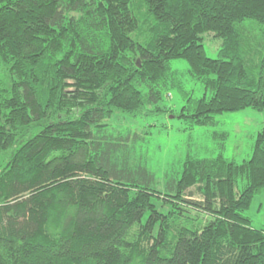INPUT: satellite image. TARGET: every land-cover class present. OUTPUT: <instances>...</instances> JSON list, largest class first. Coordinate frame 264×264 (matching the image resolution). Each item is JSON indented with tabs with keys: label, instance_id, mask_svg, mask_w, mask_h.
Returning <instances> with one entry per match:
<instances>
[{
	"label": "trees",
	"instance_id": "obj_1",
	"mask_svg": "<svg viewBox=\"0 0 264 264\" xmlns=\"http://www.w3.org/2000/svg\"><path fill=\"white\" fill-rule=\"evenodd\" d=\"M171 89L189 129L264 114V0H0V264H264L244 216L264 190V127L241 164L188 156L159 179L134 157L145 135L108 125L173 115Z\"/></svg>",
	"mask_w": 264,
	"mask_h": 264
},
{
	"label": "rangeland",
	"instance_id": "obj_2",
	"mask_svg": "<svg viewBox=\"0 0 264 264\" xmlns=\"http://www.w3.org/2000/svg\"><path fill=\"white\" fill-rule=\"evenodd\" d=\"M204 38L207 55L218 58L221 43L213 40L212 34ZM170 66L177 72L183 90L191 99L197 100L207 94L204 86L191 75L186 60H173ZM187 94L182 95L178 89L169 91L161 106L171 108L173 115L166 113L133 119L117 114L107 123L117 131L131 130L145 135L144 140L140 139L135 144L134 157L144 161L159 179L167 173L181 176L188 156L203 159L223 154L238 164L249 160L257 135L264 127L263 112L247 108L240 112L218 114L214 115V124L189 129L186 120L178 117L183 107L188 105ZM247 183V179H240L238 190H243ZM192 199L200 200L201 196L195 191ZM244 216L250 219L254 229H264V190L254 197Z\"/></svg>",
	"mask_w": 264,
	"mask_h": 264
}]
</instances>
